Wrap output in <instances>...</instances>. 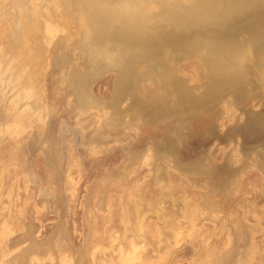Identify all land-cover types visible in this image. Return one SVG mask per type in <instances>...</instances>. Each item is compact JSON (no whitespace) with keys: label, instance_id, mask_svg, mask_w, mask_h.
<instances>
[{"label":"rangeland","instance_id":"obj_1","mask_svg":"<svg viewBox=\"0 0 264 264\" xmlns=\"http://www.w3.org/2000/svg\"><path fill=\"white\" fill-rule=\"evenodd\" d=\"M13 1L0 0V14L5 13L6 16L8 13L5 18L7 22L0 18V51L3 50L6 56H12L8 30L17 18V7L30 8V0H25L27 3L24 0ZM47 2L51 6L50 21L55 26L65 28L71 39V47L69 46L67 53L71 60L68 62L67 72L71 69L75 72H87L88 62L85 54H82L84 47L82 50L80 44L76 45L79 42L77 24L71 21L66 24L69 28L64 23L62 26L59 14L56 13L58 1ZM42 14H46L45 11ZM245 20L248 24L249 19L241 20V27L233 29L234 36L231 35L235 40H239L236 41L238 44L246 42L249 46L251 41H247L252 36L248 35L250 31L243 26ZM3 26L9 27L8 30H3ZM247 35L250 38H246ZM207 41L206 37H199L198 42L202 45L200 48L198 46V50L204 47ZM57 44L58 40L55 41L52 51L56 49ZM202 51H199L200 54ZM56 53L57 51L51 53L52 63L44 75V84L46 101L54 115L51 131L58 142L61 141L59 154L63 171L60 169L55 172V169L49 167L42 152L33 156L27 130V134L4 132L3 136L0 132V176L2 177L3 173L6 175L0 180V223L2 224L4 219V222L14 226L20 225L16 228L22 227L23 230L21 228L15 236L26 235L27 232L30 237H34V240L33 237L27 238L31 242L37 241L43 249L49 245V248L45 249L46 252L48 250L47 253L43 250V253L37 254L39 261H34V264H52V259L57 264L61 257L71 264H98L103 253L106 261L108 259L107 264H264V82L263 85H259L261 82L257 85L258 78L254 76L257 82H253L254 74H248L247 79L244 77L245 79L241 80L244 84L240 81V87H236L244 90L243 93L232 87L235 92L238 90L240 93L236 92L231 96L233 94L230 89L223 87L218 93L219 97L216 94L217 99L214 95L211 101L209 99L204 103L197 111L199 114L196 112L197 114L188 117L187 114L170 113L162 119H151L145 110L141 112L144 108L141 105L161 93V86L156 82L157 75H154L159 74V71L150 63L142 62L144 66L140 63L136 73L142 74L144 71V77L148 75L141 85V91H145L143 94L146 95L143 104L138 99L125 96L126 100L122 99L125 102L121 105L120 101L119 105L120 110L138 108L142 116L139 112L136 122H140L137 126L136 122L127 127L122 125L120 130L104 128V138H98V149L91 151L90 138L97 126V120L93 118L95 114L91 113L82 117L83 119L76 116L73 105L76 96L71 88L60 81L63 71L55 62L58 54ZM189 54L191 53H184V57L181 55L177 60L174 58V62L168 61L166 67L172 70V64L177 62L174 67L178 64V75H182V81L184 80L185 84L189 81L191 86L188 83L187 87L194 88L189 89L200 94L207 87V83H204L208 82L206 68L201 57L196 60L197 54L192 53L194 57ZM112 72L93 82L95 93L107 104L112 99L116 83V72ZM147 78L155 81L150 79L151 83ZM158 85L160 88H157ZM149 92H152V95ZM237 94L242 96L238 99V96H235ZM1 110L0 113L3 111ZM74 118L80 121L77 122ZM156 119H159V122ZM35 137H38L37 131ZM146 153L147 157L150 154L162 158L161 170L154 165H145L143 160ZM161 154L163 156H160ZM31 163L36 174L31 170ZM201 166L213 169V172L210 170L208 175L202 174L199 172ZM18 167L21 171H26L24 173L27 175L19 171ZM13 169L15 172L19 171L17 181ZM27 169L35 174L34 178L32 175L28 176L30 173ZM193 169L198 170L201 175ZM22 174L29 184L25 183V177L24 181L22 180ZM157 176L164 179V183L154 182ZM14 179L16 184L20 185L16 188L20 189L16 191L17 199L15 198L14 202L17 206H14V210L19 212H16L17 216L10 213L12 207L10 208V200L8 201L7 197V192L16 187ZM3 181V184H6L5 189L1 188L4 187ZM18 181L20 183H17ZM9 187L13 188L9 190ZM91 197L101 203L103 201V204L95 207L91 201L95 199ZM129 209L139 210L144 215L143 229L141 233L137 232L138 235L131 232L132 225L127 222ZM18 214L21 215V220L15 218L20 220V223L16 222L17 225L5 220H13L12 217H18ZM59 228L64 229V239H67H61V242L65 241L62 245L57 243V240L60 241L57 235ZM55 233L57 238L54 239ZM27 239V243L22 246L30 243ZM125 254L127 257L131 256L128 257L131 261L126 259ZM81 258L86 263L81 262Z\"/></svg>","mask_w":264,"mask_h":264},{"label":"bare ground","instance_id":"obj_2","mask_svg":"<svg viewBox=\"0 0 264 264\" xmlns=\"http://www.w3.org/2000/svg\"><path fill=\"white\" fill-rule=\"evenodd\" d=\"M57 1L59 7L56 13L59 14V19L62 23V26L63 23L66 25L71 21H75V23L77 24V27L79 29V42L76 45L80 44L81 49L84 47V50L82 49L84 53L82 54H85L84 56L86 57V61L88 62L89 69L87 72H75L72 71V69L71 71L67 72V65L71 60V58L67 54L71 47V39L70 37H68L67 30L65 28L55 26L50 21L49 9L51 6L47 2V0H30V4L28 3V6L30 7L29 9H26V6H24L25 8L23 9L17 4L18 15L14 24L12 25V27H10L9 30L7 29L9 27L6 28L3 26V30H5L6 28L9 32L8 39L11 44L10 48H12L13 50L12 51L10 49L12 51V56H6L2 50V47V51H0V110L2 108V110L4 111L3 112L1 110L2 115L0 113V132L1 134H4V132H9L11 134H13L14 132H16L17 134H27L28 131L29 139H31V141L29 142H31L32 148H30L33 152V156H36L39 152L41 154L42 152V155L45 156L47 162L46 164L49 167L53 168V170L55 169V172L56 170L59 171L63 166V164L61 166V156L59 154V143L61 141L59 140L60 142H58L57 138H55L51 131V125L52 120L54 119V115L51 107L46 101L44 84V75L48 70V67L51 66L50 63H52V52L55 53V51H57L58 54L56 53L57 58L55 62L60 65L63 71V78L61 77L62 80L60 81L66 84L67 87L71 88L70 90H73L72 93L74 92V95L76 96L74 97L76 98V102L75 104H73L75 106L76 116L78 118H82L91 113L95 114L92 115H94L93 118H96L97 120V122L95 121L97 123V126L95 128V132H93L94 134L92 133V138H90L91 142H88L90 144L89 147L91 151H95L96 149H98V142H100L98 141V138H104V135L102 133L104 131V128L113 131L120 130V127L122 125L127 127L129 125H132L133 122H136V118L139 116L140 112L139 109L135 108V110H131L132 108H128L126 110H120L119 105L120 101H122L125 96H131L134 100L138 99V101L143 104L142 101H144L146 95L143 94L145 91H141V85L142 83H144V78L148 75L144 77V71L142 74H138V72L136 73L137 67L140 63L142 64V62L143 64L144 62L150 63L151 66L155 67L156 70L159 71V74L154 75H157L156 82L161 86V93H159L152 99L150 97L151 100L148 103L141 105L144 107L143 111L141 110V112H144L145 110V113L147 112L146 114L150 115L149 117L151 119L152 117L162 119L167 116L166 114L170 113H180L184 115L187 114L189 117L190 115H193L198 110H200L203 104L206 103L209 99L211 101V98L214 95L216 96V94H218L220 90H223V87L226 86L228 88L227 90L230 89V93L236 94V92H238L239 94V91H241L239 90V85H241V83L244 84V82H242L241 80L245 79L244 77L248 76V74L251 75L253 73L254 75L252 76H255L256 79L258 78L257 85L259 84V82H261L259 85L264 84H262V82H264V0ZM13 4H15L14 1ZM19 5H21V3ZM44 11L46 14H42V12ZM3 14L0 15L5 16V13ZM6 14L8 15V13ZM1 16L0 18L2 19V21L5 20L6 16H2L4 19ZM245 18L249 20L248 24L246 23L247 20H245V22L242 21L247 24L246 26L245 24L243 26L245 27V29L247 27V29L250 31V34L248 35L252 36L251 38L248 35V37H246L250 38V40L247 41V43L251 41L249 42V44H251H248L249 46L246 45V42H244V44H241L243 42L238 44L239 42L236 41L239 40H235L233 37L234 35L232 34V30H236L237 28H239V26L241 25L240 21ZM66 26H68L67 28H69V25ZM241 29L244 30V28H240V30ZM202 36L203 38L206 37V39H208L207 43H204V47L201 48L203 51L201 49L198 50V46L200 48L202 45L199 44L198 40L199 37ZM4 38L5 37H3V39ZM56 40H58V44L56 45V49L54 48L55 51H52ZM242 45H245V47L243 48ZM246 50H248L249 52H247ZM199 51H202V53L200 54ZM198 52L200 54L201 60L203 61L202 64L204 63V66L206 68L207 74L206 72L205 74L207 75L206 80H208V82H204L207 83V87L204 89V91L202 89L203 92H200V94L193 93L190 90L192 87H189L190 89L187 87L189 81L186 83L187 85L185 84L184 80L182 81L183 77L182 79L180 78L182 75H178L180 73V69H177L178 64L176 67H174V64L176 65L177 62L173 64L170 62L173 65V69L171 67L172 70L166 67L168 61L174 62V58L176 60L180 59V56L184 53H191L189 55L193 57L194 55H192V53L197 54L195 56L197 60L198 58H200ZM176 56H179V58H177ZM181 57H184V55ZM247 61H249L251 64H249V62ZM248 65H250V67ZM110 71L116 72V83L114 84L115 87L113 88V94L111 96L112 99H110L111 101L108 102L109 104H107L95 93L93 82L96 79L98 80V78L105 77L104 75H106V73ZM253 77H251L250 79L252 80ZM255 77L252 80L253 82L256 81ZM150 79L151 78H147V80ZM250 79L248 78V80ZM189 84L191 86V83ZM159 85L157 88H160ZM237 85L239 86L238 88H236ZM232 87H235L239 91L237 90L235 92V88ZM231 88L233 89V92H231ZM243 91L241 92L243 93ZM234 94L230 95L234 96ZM238 94L235 96H238L239 99V97H241L242 95L240 94L239 96ZM124 102L122 101L121 105ZM138 105L136 107H138ZM120 111L121 113H119ZM174 117L175 116H173V118ZM181 118L179 119L182 120ZM179 119L177 121H179ZM75 120H77V122L80 121L78 119ZM139 122H136V126ZM35 131H37L38 137H35ZM105 136L108 135L105 134ZM102 143L103 142H101V144ZM35 153L37 154L35 155ZM162 154L160 156L164 155ZM161 159L162 158L154 157L150 154L147 157L146 153L145 160H142L146 162L145 165H154V167L161 170ZM31 164L32 170L33 163ZM201 167L202 169L199 170L200 173H210L211 169H209L208 167L205 168L206 166ZM18 169H20V167H18ZM67 169L70 170V167H68ZM13 171L15 172V169H13ZM19 171H21V169ZM211 171L213 172V169ZM18 172H15V176ZM21 172L24 173L26 171L23 170ZM28 172L30 173L29 170ZM34 172L36 174V171ZM194 172L198 175H201L200 173H198V170H194ZM24 174H22L23 177H21L23 181L24 179H27ZM33 174L30 173L28 174V176H33ZM59 174L58 177L60 176ZM3 175L4 173L2 174V177L6 176ZM18 175L17 179L14 176L16 181L18 180ZM2 177L0 176V180H2ZM32 178H34V176ZM32 178H30L31 181ZM15 179L14 186L16 185V187H11L13 188L12 190H10L11 188L9 187L10 192L8 191V195L6 194L8 197V201L10 200V208L12 207L11 212L9 210L12 216L13 214H16L17 216V213H19L17 212V209V211L14 210L17 207L16 205H14L15 198L17 197L16 191L20 189L18 187L19 189L16 190L17 186L20 185L16 184ZM163 181L164 179H161L160 176H157L155 177L154 182L164 183ZM4 182L5 181H3L2 184ZM17 183L20 182L18 181ZM25 183L29 184L28 181ZM5 185L6 184H3L4 187L1 188L5 189ZM103 190L104 189H102V191ZM51 195H53V193ZM91 201L95 207H100L101 204H103V201L101 203V201L96 199ZM14 206L16 207L14 208ZM142 214L143 213H140L139 210L129 209L127 222L128 224L132 225L130 230L134 235L139 231L140 233L142 232L144 224V215ZM19 216L21 215L18 214V217H12L14 218L13 220H11V218H5V220H9L12 223H16L17 221L18 223H20L19 221L21 219L19 218ZM15 218H19L20 220ZM2 221V224L0 223V264H34V261H39V259H37V254H40V252L43 253L44 251L46 252L45 249H47L49 245L46 248L44 246L43 249V247L37 241L31 242L29 239H31L33 236L30 237L27 232L26 235L19 234L20 236H15L16 234H18L19 230L22 227L20 229H17L18 227H20V225L14 226L9 222H4V219ZM63 230H57V235H59L60 239V241L57 240L58 244H61L63 242H61V239H64L65 237V231ZM54 235V239L57 238L56 233ZM26 239L29 240L28 242L30 243L26 244V246H22L27 243ZM64 240L66 241L67 239ZM65 241L63 242L64 244ZM133 250L132 252L135 251ZM104 257V253L101 254V260H98V264L108 263V259L106 261V257ZM128 257L126 259H128ZM135 257L133 258L135 259ZM124 258L125 257H123V260ZM133 258H131L132 261H134ZM61 260L57 264H71L69 261H66L67 259L63 258V260ZM95 260L96 259H94V261ZM82 261L84 263L85 260L82 259L81 262ZM51 262L52 264H56L54 262V259H52ZM110 263L111 262H109V264Z\"/></svg>","mask_w":264,"mask_h":264}]
</instances>
